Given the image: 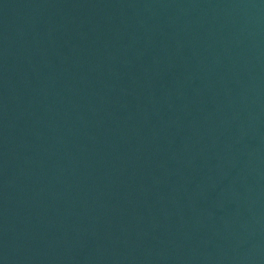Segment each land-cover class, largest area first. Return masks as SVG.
<instances>
[{
	"label": "water",
	"instance_id": "water-1",
	"mask_svg": "<svg viewBox=\"0 0 264 264\" xmlns=\"http://www.w3.org/2000/svg\"><path fill=\"white\" fill-rule=\"evenodd\" d=\"M0 264H264V0H0Z\"/></svg>",
	"mask_w": 264,
	"mask_h": 264
}]
</instances>
